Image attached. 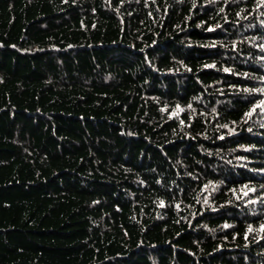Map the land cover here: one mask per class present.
I'll return each instance as SVG.
<instances>
[{
	"label": "trees",
	"instance_id": "1",
	"mask_svg": "<svg viewBox=\"0 0 264 264\" xmlns=\"http://www.w3.org/2000/svg\"><path fill=\"white\" fill-rule=\"evenodd\" d=\"M0 264H264V0H0Z\"/></svg>",
	"mask_w": 264,
	"mask_h": 264
}]
</instances>
